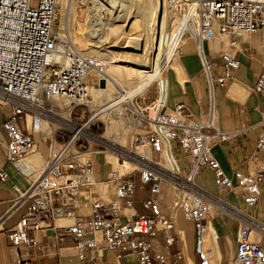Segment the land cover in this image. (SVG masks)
Returning a JSON list of instances; mask_svg holds the SVG:
<instances>
[{
  "label": "built area",
  "instance_id": "obj_1",
  "mask_svg": "<svg viewBox=\"0 0 264 264\" xmlns=\"http://www.w3.org/2000/svg\"><path fill=\"white\" fill-rule=\"evenodd\" d=\"M164 1L168 9L183 14L193 29L191 38L213 106L214 88L225 87L240 66L238 38L264 26V0ZM57 2L0 0V112L7 136L3 153L29 181L25 189L14 186L15 203H27V210L8 230L13 245L34 248L36 253L27 255L40 258L45 243L29 233L50 229V244L56 249L66 237L74 239L81 264H100L103 251L112 253L106 264H133L131 257L135 264H190L183 231L177 226V211H181L192 223L196 264H219L209 255L205 233L210 220L223 213L236 227L234 254L221 264H264V222L257 214L264 159L252 172L235 170L227 175L212 153L211 141H228L237 132L206 131L208 123L194 117L182 100L168 108L167 81L162 79H157L155 98L137 107L132 104L129 143L106 141L96 127L98 116L84 114L90 87L103 79L102 61L84 54L55 31ZM225 34L231 35L228 48L207 58L202 42ZM182 45L178 43L175 55L182 53ZM252 89L262 97L255 148L264 153V67ZM49 98L58 100L60 106L47 103ZM40 138L48 149L40 154L42 168L26 160L38 149ZM100 154L109 167L105 178L95 164ZM201 169L213 172L218 188L238 190L241 204L198 185L195 175ZM7 178L8 173L0 168V180ZM164 184L171 186L174 195L166 209L160 200ZM138 188L148 191L141 205L149 214L135 210ZM221 203L231 210H223ZM85 205L90 211L86 217L78 212ZM64 218L73 221L56 223ZM158 237L165 248L180 242L171 262L155 245ZM16 264H22V259Z\"/></svg>",
  "mask_w": 264,
  "mask_h": 264
},
{
  "label": "crops",
  "instance_id": "obj_2",
  "mask_svg": "<svg viewBox=\"0 0 264 264\" xmlns=\"http://www.w3.org/2000/svg\"><path fill=\"white\" fill-rule=\"evenodd\" d=\"M231 35L225 34L218 39L202 42V49L207 58H212L228 48V41ZM182 53L176 55L168 66L165 78L167 80V107L171 108L176 101L182 100L191 114L208 123L204 129L212 132L214 128L221 130H235L237 133L231 139L222 143H212V153L219 161L225 173L229 176L235 170L252 172L258 161L264 159V153L257 151L255 142L260 130V109L259 104L262 97L252 89L256 76L264 67V26L252 33L241 35L238 38L237 57L240 66L232 79L222 88H214V103L210 104L207 93L206 80L202 75L201 62L197 54V48L192 38L182 41ZM99 88V87H98ZM100 89V88H99ZM101 90V89H100ZM105 90V89H103ZM101 90V91H103ZM3 113L0 112V168L8 173L5 181L0 180V264H16L19 258L22 264H81L74 246V239L66 237L58 249L53 247L51 230L42 232H30V236L45 243L44 253L40 258L27 255V252H34L33 248L16 247L8 237V230L13 227L27 210V203L19 205L15 203L17 192L14 186L25 189L28 186V179L20 174L15 166L8 162L3 153V144L7 140L6 133L1 126ZM46 150L45 152H47ZM39 148L28 157L30 164L39 168L43 167L44 159ZM109 161L114 160L108 156ZM115 163V162H114ZM99 165L100 177L105 178L108 167ZM126 166L125 168H127ZM195 182L205 189L220 195L228 202L240 205L238 190L225 191L218 188L214 183L213 172L208 169H201L195 175ZM168 185L163 186L160 200L164 209L172 202L171 192ZM262 194L260 204L257 207V214L264 222V182L261 184ZM148 194L147 189H137L135 196V210L139 214H149L141 201ZM166 205V206H165ZM78 212L88 216L90 211L88 205L79 208ZM178 214V211H177ZM73 218H64L56 221L57 224L68 225ZM177 226L183 231V237L188 249L187 261L196 264L197 258L192 252L194 232L192 223L186 221L182 216L177 215ZM235 221L227 217H214L210 220V229L207 234L206 245L210 249L214 263H225L234 254L235 242L234 231ZM159 250L167 253L171 262L174 252L180 247V242L165 248L162 246L160 237L154 240ZM224 249L228 252V258L224 256ZM19 254V255H18ZM103 261L112 258V253L103 251ZM135 264L134 257H131Z\"/></svg>",
  "mask_w": 264,
  "mask_h": 264
},
{
  "label": "rangeland",
  "instance_id": "obj_3",
  "mask_svg": "<svg viewBox=\"0 0 264 264\" xmlns=\"http://www.w3.org/2000/svg\"><path fill=\"white\" fill-rule=\"evenodd\" d=\"M59 2L58 0L56 5L55 31L65 35L84 54L96 56L108 63L105 72L109 68L117 82H112L105 74H102L103 79L99 82L94 81L86 101L85 117L90 113L98 116L96 127L100 128L104 138L127 145L131 133L128 119L131 117V110H134L132 104L136 107L144 105L156 97L159 68L169 62L163 60L166 47L162 45L159 48L158 43L155 45L153 41L159 25V32L167 31L170 27L175 28L173 11L167 8L164 0H67L64 6ZM121 3L127 4L129 9L118 13ZM117 14L125 15L126 22L116 21ZM184 39L185 37L182 40ZM168 69L167 66L164 73H167ZM140 84L145 87L137 91ZM98 87L105 90L101 91ZM130 91H134L130 99H119L118 104L112 108L97 111ZM47 103L60 106V102L53 98L47 99ZM38 148L43 155L47 153V143L41 138ZM104 158V154L95 156L97 168L100 164L108 167ZM106 158L108 159V156ZM168 191L171 192L172 198L174 195L171 186ZM171 203L170 201L168 206ZM177 215L181 219V211H178ZM221 216L231 219L223 213L215 215ZM224 256L228 258L226 249Z\"/></svg>",
  "mask_w": 264,
  "mask_h": 264
},
{
  "label": "bare ground",
  "instance_id": "obj_4",
  "mask_svg": "<svg viewBox=\"0 0 264 264\" xmlns=\"http://www.w3.org/2000/svg\"><path fill=\"white\" fill-rule=\"evenodd\" d=\"M60 2V4H61V6H64L65 5V3L67 2V0H59ZM68 1H70V0H68ZM164 3H165V1H164ZM129 9V7L127 6V4H124V3H121L120 5H119V7H118V10H117V12L119 13V12H121V11H124V10H128ZM161 11V10H160ZM173 11V10H172ZM125 13V12H124ZM123 13V14H124ZM123 14H117L116 16H115V20L116 21H122V22H126V17H125V15H123ZM164 15H165V10H164ZM164 15H163V17H164ZM172 15H174V19H175V28H171L170 27V29H168L167 31H164V30H161V32H159V30H160V25H159V30H158V32H156V34H155V37H154V43H155V45L158 43V45H159V48H160V46H162V45H164L165 47H166V50H165V53H164V57H163V60L165 59V61L167 62V61H171L176 55H175V49H176V47H177V45H178V43H182V39H183V37H185V39L186 38H191L192 36H193V29L191 28V25H189L188 23H186V20H185V18H184V16H183V14H179V12L176 10H174L173 12H172ZM162 16V15H161ZM159 21H160V18H159ZM165 22V21H164ZM167 23V22H166ZM165 24V23H164ZM177 24H179V25H177ZM123 25V24H122ZM121 26V25H120ZM164 25L162 24V26L161 27H163ZM120 28V27H119ZM103 37V36H102ZM106 37V36H105ZM100 38H101V36H100ZM178 39V40H177ZM103 40V39H102ZM177 41V42H176ZM157 45V46H158ZM170 45V49H168V46ZM158 48V49H159ZM160 50V49H159ZM144 52H145V50H144ZM147 52V51H146ZM166 57V58H165ZM99 59V58H98ZM169 62L167 63V65L166 66H162L161 68H159L160 70H159V74H158V76H157V78L158 79H162V81H163V83H165V81H167L166 80V78H165V73H164V71H165V69H166V67L167 66H169ZM108 65V63H106L105 61H102V68H101V70H100V72H101V75L102 74H105L106 75V77L109 79V80H111L112 82H114V83H117L116 82V80H115V77L113 76V73L112 72H110V70H109V68H107V71L105 72V70H106V66ZM165 67V68H164ZM140 72H145V71H143V70H139ZM145 84V83H144ZM144 84H140V86L137 88V91H140V90H142L145 86H144ZM136 91V92H137ZM134 93V91H130V92H126L125 94H123V95H121L120 96V98H117V99H115V100H113L112 102H110L108 105H103L101 108H99L97 111L99 112V110H101V112H102V110H103V108L104 109H110V108H112L116 103L118 104V102L121 100V99H123V98H127V99H130V96L132 95ZM120 99V100H119ZM134 108V107H133ZM134 110H135V108H134ZM106 130H107V127H106ZM105 140L106 141H108V142H111V141H109V140H107L106 138H105ZM29 157V156H28ZM28 157H27V161H28ZM29 162V161H28ZM43 166H44V163H43ZM169 186V185H168ZM221 206L223 207V210H231L230 209V207L228 206V205H226L225 203H221ZM209 229H210V223H209V225H208V229H207V231H206V233H205V245H206V239H207V234H208V232H209ZM206 247H207V245H206ZM208 248V247H207ZM209 249V248H208ZM209 255H210V257H211V259H212V256H211V254H210V249H209ZM213 260V259H212Z\"/></svg>",
  "mask_w": 264,
  "mask_h": 264
}]
</instances>
